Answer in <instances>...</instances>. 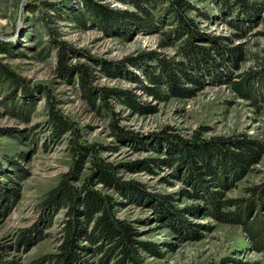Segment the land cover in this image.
<instances>
[{"label":"rangeland","instance_id":"1","mask_svg":"<svg viewBox=\"0 0 264 264\" xmlns=\"http://www.w3.org/2000/svg\"><path fill=\"white\" fill-rule=\"evenodd\" d=\"M91 1L137 13L136 7L125 1ZM187 1L192 5L185 16L193 19L197 29L225 41L226 47L240 50L241 55L227 65L225 54V67L220 65L218 69H210L211 61L203 63L197 73L201 89L183 80L181 89L178 86L173 93L160 83L161 97L151 90L156 84L147 80L143 67L126 62L124 71L113 67L125 57L138 58L141 54L148 69H154V59L149 56L154 53L184 60L179 48L187 47L182 45L185 37L168 42L165 35L172 25L153 30L128 27L124 36L84 15L82 0H0V42L6 44V50H0V64L12 73L11 80L0 76V264H35L47 254L58 253L62 244L66 209L54 208L49 214L43 213L41 206L48 192L70 170L73 134L62 130L56 136L51 110L71 121L82 138L98 145V158L115 167L116 176L125 182L122 188L130 187L127 191L138 197L146 192L147 196L135 201L92 179L95 189L113 199L114 215L136 230L133 237L139 241L135 246L143 264H219L223 259L226 264H264V253L252 252L242 226L222 223L204 212L203 198L193 193L190 183L181 180L182 166L165 164L162 149L150 147L166 132L185 140H192L197 133L202 139L244 134L264 143V87L254 86L255 94L248 96L232 84L245 71L259 70L264 59V0H254L261 5L251 18L220 14L213 0ZM27 7L34 11H27ZM79 10L81 24L73 19ZM210 12L215 16L208 17ZM235 24H241V29ZM203 40L202 44L209 41ZM77 66L88 69L87 86L93 87L94 94L83 92ZM133 74L139 77L138 82ZM101 87L124 93L130 104L122 95L111 92L106 97V110L97 94ZM80 165V175L76 174L71 183L78 189L92 173L90 157L85 155ZM228 170L224 179L230 185L215 191L223 199L244 197L246 188L264 181V151L244 170L232 168V174ZM163 196L175 197L166 203L180 213L168 211L174 217L170 223L163 210L152 206ZM197 205L199 209L189 210ZM223 210L234 209L228 206ZM48 215V228L43 222L31 230ZM77 218L78 225L89 231L91 222L84 215ZM21 230H26L22 237ZM145 242L153 244L159 254L146 249ZM97 244L92 247L101 245ZM79 255L90 264H98L104 254L80 249ZM116 255L105 256L102 264H116ZM41 264L48 263L44 260Z\"/></svg>","mask_w":264,"mask_h":264},{"label":"trees","instance_id":"2","mask_svg":"<svg viewBox=\"0 0 264 264\" xmlns=\"http://www.w3.org/2000/svg\"><path fill=\"white\" fill-rule=\"evenodd\" d=\"M120 1H125L135 6L137 13L115 9L91 0H87V2L86 0H82L84 15L93 20V22H97L98 25L100 22L105 23L106 25L103 27H108L109 31H121V33H124V36L126 32H129L128 27H136L139 30H153L160 26L170 24L173 29L165 33L170 39L168 42H175L177 40L182 41L181 39L185 37L184 41H182V45H187V47L183 50L180 45L179 48V51L185 57L184 60H173L171 57L154 53L149 55L154 59V69H148V64H146L144 58H142L143 54H141L138 58L137 55L135 57H125V60L120 61L121 63L119 66L113 67L114 70L124 71L126 68L125 62L135 67H143L147 80L156 84L151 86V90H153V93L156 95L163 97L162 92L159 90L161 86L160 83H164L173 93L176 92L175 89L178 88V86L179 89H181L182 86L180 84H182L181 82L183 80L201 89L203 88V84L197 73L203 63L207 64L211 61L212 64H210V69L215 67L218 69L220 65L225 67L223 59L225 54L228 56V58H225L227 65L228 63H234L235 59L241 55L240 50H230L231 48L226 47L225 41H220L218 37L202 34L200 32L201 30L197 29L193 19L185 16L186 11L192 5L187 0ZM213 4L216 9H219L220 14H225L227 17L234 14V16L237 15L238 17L244 15L246 18H251L261 5L260 3L258 5V2L254 0H213ZM48 6L50 9L54 8L52 5ZM101 8L104 9V12L101 11ZM29 9L34 11L31 7H27L26 10L28 11ZM76 13L73 14V19L81 24L79 19L82 17V14L80 10ZM207 15L208 17L215 16L212 12ZM222 16L226 20V17L224 15ZM122 24L125 25L123 26L124 30L122 29ZM126 25L128 29H126ZM235 25L237 28L239 27L241 29V24ZM114 26L116 27L113 29ZM187 34L188 37L186 38ZM202 38L208 39V43L202 44L201 42H204ZM193 40L195 41L193 42ZM5 45L6 44H3V42H0L1 51L6 50ZM208 46H210V48ZM63 49L64 48L59 52L61 57L64 54ZM227 49H229V51H227ZM142 60H144V63ZM190 66L192 68H190ZM258 67L260 69L257 71L251 68L242 73L240 75V80H233L232 84L234 88L238 91L244 90L245 94L246 92L248 93V96H251L250 94H255V89L258 85L260 88H263L264 59ZM87 71L88 69L85 66H77L80 87L83 92H88L90 94L93 92L94 94L93 87H90V84L87 86ZM10 73V71L0 64L1 78L11 80L12 77H10ZM132 77L135 78L137 82L139 81V77L135 74H133ZM83 78H86V84H84ZM97 92L99 98L102 99L101 104L105 106L106 110L108 109L106 97H109L111 92H114L113 94L115 95H122L125 100L124 102L128 105L130 104V100L125 97L126 95H124V93H117L116 89L101 87ZM138 108L140 109L142 107ZM24 110H26V108H24ZM15 112L16 115L21 116L17 111ZM50 117V121L53 123L52 130L55 131V134H57L56 136H58L59 132L62 130L69 131L73 134L71 135L72 138L69 145L73 161L70 170L65 172L55 188L48 192L41 206L43 213L48 211L49 214L54 208L56 210L66 209L65 214L67 216L63 228L62 244L59 247L60 250L56 254H47L41 257L35 261V264H41L44 260L48 264H90L80 257V249L82 252L101 251V255H104L98 259V264H102L104 257L110 254L114 256L118 254L116 255V264H143L135 246V243H139V241H136L133 237L136 230H134L127 221L121 220L114 215L113 199L98 189H95L93 186L96 182H100L116 189V191L120 193L128 195L135 201H140L139 199H141L142 195L143 197L147 196L146 192L138 197V195H132L130 191H127L131 189L130 187H127L128 189L122 188L121 185L125 184V182L116 176L115 167L98 158V145L82 138L75 126H73L71 121L66 117L61 116L55 111L53 112V110L50 111ZM117 131V136L119 137L120 131ZM192 138V140H185L177 134L166 132L164 138L158 139V141L155 140L150 147L162 149L165 155L162 160L165 164L182 166L181 180L190 183L194 190L193 193L199 194V196L203 198L205 202L204 212L222 223L240 224L245 235L249 239L252 252L264 253V181L246 188L244 197L223 199L221 194L215 191L216 188L224 190L226 189L225 187L230 185V182L224 179L226 170L229 169V174H232V168H235L236 171H242L245 167H248L249 164H254L259 152L264 151V143L256 142L244 134H236L228 138L202 139L197 133L194 134ZM158 142H160L159 146ZM159 153H161V151ZM85 155L90 157L92 173L85 179L83 187L78 189L72 186L71 183L77 178V175H80L81 159H83ZM158 160L159 159L156 161ZM94 177L96 178V182L92 180ZM134 188L137 190V188L140 187ZM147 198L151 199L150 196ZM168 198L173 200L175 197L163 196L160 199L161 201H158L161 204L158 203L155 205L157 202L155 204L153 202L152 206L153 208L158 206L156 210L160 212L163 210L161 213L164 214L163 216L168 217V222L170 223V220L174 218L171 213H180L177 208H174L175 206H168L166 203L169 202ZM164 203H166V205ZM228 206L234 210L224 211L223 208ZM197 208L199 209L200 206H193V208L189 210L195 211ZM170 210L171 213L168 212ZM81 215H84L91 222L89 231L82 229L81 226L78 225L80 220L77 216ZM48 219L49 215L47 218L43 217L39 224H35L31 230L36 228V226L38 227L43 222L44 228H48L50 225L48 222L45 223ZM187 225L193 228L188 222ZM25 231L26 230H21V235H19L22 237ZM81 240H85L86 243H91V246L83 245ZM97 242L101 245L92 247V244ZM143 246L159 254V250H157L153 244L146 243ZM78 258H80V260ZM226 263L225 259L219 262V264ZM9 264L18 263L12 261L9 262Z\"/></svg>","mask_w":264,"mask_h":264}]
</instances>
